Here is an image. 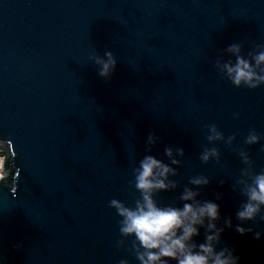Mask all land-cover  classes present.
Masks as SVG:
<instances>
[{"label":"water","instance_id":"95a60500","mask_svg":"<svg viewBox=\"0 0 264 264\" xmlns=\"http://www.w3.org/2000/svg\"><path fill=\"white\" fill-rule=\"evenodd\" d=\"M233 43L245 56L264 45V0H0V158L13 174V185H0L2 264H137L130 240L117 247L108 205L138 198L129 182L149 133L160 138L152 155L185 152L181 187L157 201H175L204 175L213 182L200 198L222 193L221 218L235 226L242 197L231 185L244 165L208 145L204 129L235 135L233 149L264 170V139L244 144L250 130L264 137V87L236 89L215 70ZM106 51L116 59L107 81L91 62ZM213 146L223 167L200 163ZM222 240L241 264H264V239L226 229Z\"/></svg>","mask_w":264,"mask_h":264},{"label":"clouds","instance_id":"9594fccd","mask_svg":"<svg viewBox=\"0 0 264 264\" xmlns=\"http://www.w3.org/2000/svg\"><path fill=\"white\" fill-rule=\"evenodd\" d=\"M242 48L240 43L225 48L215 61V70L236 89L264 87V45L257 46L247 56L242 53ZM91 62L97 67L99 78L105 81L116 69V59L108 51L103 57L93 56ZM233 118L238 119L239 114H234ZM204 133L208 145L223 144L232 149L244 165L231 185L232 192L242 197L235 212V226L232 217L221 218L217 201L222 199V193L216 194L213 200L200 198V190L213 182L204 175L191 176L175 201L167 204L157 201V194L175 193L181 187L175 177L185 152L183 148L166 146L164 159L152 155V148L160 143V138L149 133L146 154L137 162L129 182V187L139 194L138 198L132 206L118 199H112L108 205L119 217L121 239L117 247L125 248L130 240L131 246L125 250L137 264H241L235 248L222 240L225 230H232L239 236L251 235L256 241L264 239V230L258 229V225L264 224V170H254L248 151L233 149L235 135L226 138L215 124L207 125ZM262 139L264 137L250 130L244 144L248 147L261 145ZM260 151L264 152V145ZM199 160L202 165L214 161L223 167L220 150L214 146L204 147ZM12 178L13 174L5 171V162L0 158V185H13L10 183ZM218 183L223 187L225 180L219 179ZM22 246L17 244L16 248ZM119 264H129V261L121 259Z\"/></svg>","mask_w":264,"mask_h":264}]
</instances>
